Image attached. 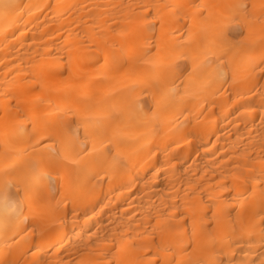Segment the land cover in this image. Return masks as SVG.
Listing matches in <instances>:
<instances>
[{
  "label": "bare ground",
  "instance_id": "obj_1",
  "mask_svg": "<svg viewBox=\"0 0 264 264\" xmlns=\"http://www.w3.org/2000/svg\"><path fill=\"white\" fill-rule=\"evenodd\" d=\"M0 264H264V0H0Z\"/></svg>",
  "mask_w": 264,
  "mask_h": 264
},
{
  "label": "rangeland",
  "instance_id": "obj_2",
  "mask_svg": "<svg viewBox=\"0 0 264 264\" xmlns=\"http://www.w3.org/2000/svg\"><path fill=\"white\" fill-rule=\"evenodd\" d=\"M246 1L248 2L249 0H246ZM166 6H167V5H166ZM169 7H171V5L169 6V4H168V8H169ZM166 8H167V7H166ZM171 8H172V7H171ZM261 8H262V7H261ZM169 9H170V8H169ZM168 11H169V12H168ZM168 11H167L168 14L171 13V9L168 10ZM166 14H167V13H166ZM168 14H167V15H168ZM164 16H166V15H164ZM180 16H182V17H180ZM170 17H171V16H170ZM179 18H180V19H179ZM172 19H173V18H172ZM178 19H179V21H178ZM175 20L178 21L179 23H181V21H182V23H183V22H184V21H183V15L180 14V15L178 16V18L176 17V19H175V18L173 19V21H175ZM180 20H181V21H180ZM175 26H176V25H175ZM176 29H177V27H176ZM176 29H175V28L173 29L174 32L177 31V30H178L179 32H178V33L175 32L174 35H176V34L178 35V34L180 33V29H179V27H178L177 30H176ZM182 31H183V30H182ZM230 34H232V35H230V36H232V37H234V38H236V36H237V35H235V34H233V33H230Z\"/></svg>",
  "mask_w": 264,
  "mask_h": 264
}]
</instances>
